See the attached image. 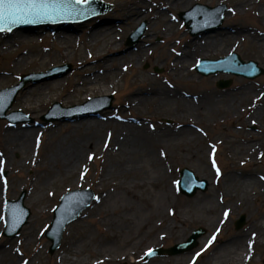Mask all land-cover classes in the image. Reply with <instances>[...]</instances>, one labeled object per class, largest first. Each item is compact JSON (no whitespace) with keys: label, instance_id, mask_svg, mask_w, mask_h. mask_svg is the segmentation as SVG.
<instances>
[{"label":"rangeland","instance_id":"rangeland-1","mask_svg":"<svg viewBox=\"0 0 264 264\" xmlns=\"http://www.w3.org/2000/svg\"><path fill=\"white\" fill-rule=\"evenodd\" d=\"M102 1L113 5L109 17L127 14L128 19L120 25H103L97 32L99 36L104 34L105 38L98 43L94 44L90 38L92 35L89 29L90 20L83 32L76 34V31H69L67 47H59L60 37L54 34L53 30L38 32V35L28 39L31 41L29 43H25L27 38L25 40L19 36L21 42H15L12 46L13 49H17L13 53H5L0 45V77L4 78L0 80V92H6V95H9L7 101L3 102L4 113L7 115L13 111L21 112L30 117L32 121L29 125H32V128L39 129L37 135L34 133L31 135L29 147L23 149L8 142L10 138L6 127L9 125L8 121L0 120V161H2L0 169L4 171V179L0 175L2 194L0 251L5 254L2 264H92L94 262L108 264L99 260L103 255L108 254V250L98 251L100 248L108 247V244L119 245L122 236H111L112 232L105 225L104 214L99 208L105 195L113 189L112 184L122 183L123 180L136 195L147 199L151 205L148 208L144 199H135V201L127 196L134 202L135 207L141 208L137 216L143 222L142 227H154L156 230L154 234L158 231L166 233V238L159 240L151 249L153 247L169 248L175 244L184 243L194 231L202 230L195 239L194 246L183 253L164 254L145 259V254L139 255L142 249L148 246L147 242L150 241L147 239L141 247L137 248V253L127 257L126 261L135 260L137 264H148L151 261H155L156 264H211L215 254L217 255L225 244V240L237 239L241 236L245 238L252 230L256 232L257 224L261 223L264 217V190L255 194V197H251L248 204L241 200L237 189L228 194V190H233L244 176H252L264 183V111L259 116L255 114L256 109L264 108V75L254 80L232 77L223 73L203 77L197 74L192 66L197 60L195 58L214 59L225 56L229 51H235L244 61L253 60L259 66H264V0H188L177 6L176 0ZM196 4L208 7L218 4L226 5L222 29L216 31L228 30L231 35L236 32L235 37L223 38L224 41L216 48L204 47L197 50L195 43L201 44L198 41L201 35L197 36L198 38H192L185 22L178 16L180 12L188 11ZM142 23L145 28L142 38L133 49H128L126 47L128 36ZM216 33L207 35L217 36ZM5 34L0 33L2 42L3 40L11 42L16 39V37L5 39ZM22 35L26 37L24 33ZM111 41L112 44H110ZM97 53H105L106 60H103L102 64L104 66L108 64L111 67L102 68L96 58ZM185 55L186 63L182 60ZM13 56L15 59L23 57L28 62L23 61L21 68L9 73L5 69ZM43 56L47 63L38 64L39 60L44 61L40 59ZM183 65L187 67L183 68ZM66 66H68L67 71L57 73L58 70L55 68ZM51 71H56L55 76L40 78L35 83L43 82V87L57 83L56 87L51 86L45 91L40 102L35 99L37 96L35 91L31 94L23 91L35 86L34 83L29 82L24 86L25 89L21 88L17 91L13 103L9 109L7 108L8 102L12 99L11 93L7 91L19 83L22 75L37 76ZM114 72L116 79L113 83L107 84L108 76L103 81L100 80L102 90L78 91V88L86 84L83 82L86 78L103 77ZM229 79L231 82L228 87L219 89L216 86L219 80ZM89 83L95 82L89 80L87 85ZM104 86L107 90H104ZM160 86L176 97L184 94L194 100L207 95L216 98L219 95L233 93L236 94L237 103L233 107L212 105L201 108L195 105L193 110H182L176 108L175 104L157 108L155 101L144 105L138 103L137 106L129 101L131 97L138 94V91L150 96ZM245 88H248L250 92L242 102H238L241 97L237 94ZM103 97L107 99L100 100ZM94 98L102 102L94 105L104 106L103 103L106 104L108 101L110 108L102 110L99 117L90 119L104 122L106 117L114 118L118 123H143L146 130L157 133L163 131L176 134L183 128L186 131L189 130L186 136L192 140H183L180 146L175 144L167 146L163 141L149 140L150 151L152 150L154 156L163 163L166 179H162L155 166L149 165L150 160L146 158V151L145 156L139 154L134 157L139 167L137 174L126 172L117 177L106 176L108 164L114 159L111 152L115 151V143H112L111 139V128L108 131L100 130L95 141L84 145L80 150V164L73 169L72 177L67 178L62 175L58 169L62 161L60 154H63L70 142L80 140L84 133L72 129V125L79 121L77 119L79 117L45 126H36V121L42 123L41 116L48 112L53 103H59L61 107L68 108L82 105L91 99L93 101ZM31 106L35 107V110ZM17 118L18 114H16ZM209 150L215 151V161L219 170L211 166ZM158 152H161L160 157ZM53 153L59 154L57 160L54 159V164ZM89 157L92 158L89 159ZM183 168L191 170L200 180H206L207 189L198 190L191 197L181 194L178 191L177 182L180 170ZM234 176L237 177L236 180L233 179ZM230 179L232 182L228 184ZM166 182L170 183V188L172 186L174 202L160 203L157 196L163 193ZM87 187L97 194L96 199L64 228L57 247L50 251L51 243L46 238V230L52 220L53 210L59 207V198L70 190ZM21 194H24L23 204L29 210V216L19 228L17 236L7 238L3 235V232L9 229L5 225V203L7 200L18 199ZM40 196L43 200L38 199ZM201 202L203 204L212 202L211 204L216 206L212 219L211 217L208 219L206 215H203L205 219H199ZM154 206L159 207L161 211L159 215H154V212L157 213L153 209ZM170 207L174 209L172 215L171 211L167 210ZM220 212H222L221 219L216 223L214 219ZM226 212L227 216H225ZM164 218L167 219V223L178 226L177 233L173 237H170L164 226L157 225ZM241 222L242 226L235 229V223ZM9 231L13 232L14 228H10ZM210 240L212 242L208 250L202 252V245ZM253 246L251 258L244 264H264V241L262 244L256 242ZM75 248V254H69L71 251L74 252ZM197 253L199 256L195 258ZM63 255L64 260H60ZM181 257L183 261L178 262Z\"/></svg>","mask_w":264,"mask_h":264},{"label":"bare ground","instance_id":"bare-ground-1","mask_svg":"<svg viewBox=\"0 0 264 264\" xmlns=\"http://www.w3.org/2000/svg\"><path fill=\"white\" fill-rule=\"evenodd\" d=\"M184 2H188V0H176L175 5L177 6L178 4H181ZM227 31L217 32L216 33L217 36L205 35V36L199 37L198 41H200L201 44L198 45V42L195 43V45L197 46V50L199 49L201 50L204 47L205 48H216L219 43L224 41L223 38L229 37L232 39L233 37H235L236 35L235 31H233L235 32L234 35H231L229 33L230 31L228 32ZM15 33H16L15 35L16 39L12 40L11 42L6 41V40H3L2 42L0 40V45L2 46L1 48L3 49V51H5V53H8V52L13 53L15 52V50L17 51V49H13L12 46L15 44V42H21V37L25 40L27 38V41H25V43H29L31 41H28V39L36 36V32H33L32 35L31 33H28L27 35H25L26 37H24V35H22L23 33H21L20 31L18 32L15 31ZM69 33L70 32H68L67 34L63 32H56V34H58L57 36L60 37L58 39V43L60 45L59 47H67V44L69 43V39H68V36L70 35ZM103 35L104 34H101L99 36V33L95 31L92 33L90 38L95 44L105 38V36ZM217 37H220V38H217ZM0 39L2 38L0 37ZM110 44H112V41ZM110 44L108 46H110ZM195 45L194 47H196ZM96 56L102 68L108 69L109 67H111V66H108V64H106L105 66L102 64V61L106 60L105 53H97ZM40 59H44V56L41 57ZM182 60L184 61V63H186L187 56L186 55L183 56ZM23 61L26 62L27 60L26 59L24 60L23 57H21V59H15L13 56L8 67L5 70L9 71V73L16 71L17 69L23 66V63H24ZM37 63L45 65L44 63H47V61H45L44 59V61L39 60ZM103 63L105 64V62ZM185 66L186 65H183L182 67L186 68L187 66L186 67ZM86 71H88V69ZM114 74L115 72L108 73L104 75L103 77L94 76V77L86 78L83 81L86 84L84 85V87L78 88V91H82V90H97V91L99 90L100 91L103 89L101 86L102 83H100V80L103 81L108 76L109 82H107V84L113 83V81L116 79V76H114ZM111 76H114V77H111ZM3 79L4 78L0 77L1 81ZM89 80H94L95 83L93 84L89 83V85H87ZM31 83H34L33 85H35L33 88L30 87L27 89L25 87L26 88L25 89L24 88V86H26L25 84L23 85L22 89L24 88L25 90L23 91L28 92L27 94L34 93L35 91L37 94L35 99H37L38 102H40L42 97H44L45 91L49 89V87L57 86V83L48 84L47 87L42 86L43 82L39 84H35L36 81H34ZM104 87H105L104 90H107V87L106 86ZM10 89L13 90V88H10ZM249 92L250 91H248V88H245L243 91H239V94L237 95H239L241 99L238 102H242L243 99H245L248 96L247 94ZM137 93L138 94L135 97L133 96L131 97V99H129V101H132L131 103H133L134 106H137L138 103L139 105H144L146 103H149L150 101H155L157 108H161V107L163 108L165 106L175 104L177 105L176 108L178 109L193 110L196 107L195 105L201 108L202 107L208 108L212 105H218V106L225 105L227 107L231 105L233 107L237 103V98H235L236 94H233V93H226L223 95H219L216 98H214L213 96L207 95L205 97H202L201 99H195V100L193 98L189 99L188 97L189 95L186 96L184 94L176 97L174 94H171V92L166 91L161 86L159 89L151 93L150 96H148L147 93L143 94L142 92H139V91ZM12 100L14 101V99ZM0 106L5 107L4 103H1ZM33 108L35 110V107ZM260 108L261 107L255 110V114H257L258 116L261 115L262 112L264 111V108H261L262 111ZM1 111L2 110L0 109V115L2 113ZM52 114H53V117L47 120H52L51 122L53 123L58 122V120H60L59 119L60 115L58 116L54 112ZM64 114L65 113H61L62 116ZM80 118L82 117L77 118L79 119V121H77L74 125H72L73 126L72 129L80 130L84 132L83 136L78 141H73V143L70 142L69 145L66 146L67 148L63 151V154L62 153L60 154L62 157V161H60V165L58 169L62 173V175L66 176L67 178H70L73 176L74 174L73 169L80 164V160H81L80 154H79L80 150L84 147V145L94 142L100 130L106 129L108 131L111 128L112 143H115V151L111 152L113 153L114 159L108 164V171L107 173H105V175L108 177L110 176L117 177L119 174H124L126 172H129V174H137L139 172L138 171L139 167H138V164L134 161V157H137L139 154H141L142 156H145V151H146V154H147L146 158H149L150 160L149 165L155 166V168L160 173V176L162 177V179H166L167 176H166L163 163L161 160H159L158 158L154 156V154L151 152L152 150L150 151L151 142L149 140H153L155 142L163 141L167 146L171 144L180 146L183 140H187V141L192 140L190 139V137H187L189 134V130L186 131L185 128L177 131L176 134L174 132L166 133L163 131H158L157 133V132H151L150 130H146L145 127L143 126V123H136V124L118 123L116 120L112 118L107 119L106 117L104 119L105 120L104 122H99L94 119H90L91 117H86V118L83 117L82 119ZM10 122H13V121H9L8 124ZM59 122H61V120ZM16 124H19V125H15L14 127H11L9 125L6 126L9 130L8 132L10 136V138L8 139V142L10 144H14L17 147H22L23 149L26 147H29L28 146L29 142L32 140L31 135L33 133L34 135H37L39 129L32 128V125H29V123L17 122ZM28 125L30 126L29 128H24V126L27 127ZM182 148L183 147H181V149ZM157 154L159 157L161 156V152L160 153L158 152ZM57 157H59V154L56 155L55 153H53L52 162L54 161V159L56 161ZM233 179L236 180L237 177L234 176ZM231 182H232V179L228 181V184H230ZM169 185L170 183L167 184L166 182V184L163 186L164 187L163 193H160L157 196V199L159 198V200L161 201L160 203H162V201L163 202L164 201L174 202L173 201V198H174L173 189H172V186L170 188ZM112 186H113L112 187L113 189L109 190L108 193L103 198V200L101 201V207L99 208V210L103 212L104 214L103 219L105 220V225L108 227V230L112 232L111 236L114 237L117 235H121L122 238H121V241L119 242V245H116L113 243L110 245L108 244V247L105 246L106 248H100L98 252L102 250L104 251L108 250V254L103 255L99 260H101V262H104V263L108 262V264H120V263L137 264L135 260H130V262L126 261L127 257L133 256L135 252L137 253L136 251L137 248L141 247L144 244V242H146L148 239L150 242H147L148 244V246H146L147 248L144 247L141 251L142 253L139 252V254L141 253L139 256L144 255L149 249H151L152 246L156 245L159 242V240L165 239L166 233L163 231H158V233L154 234V231H156L154 227L152 226L142 227L144 226L143 222L139 220L137 216V214L141 212V208L140 206L138 208L135 207L134 202L131 201L130 198H128L127 196L133 198L134 200L144 199V198L136 195L133 189L128 185V183L125 180H123L122 183L120 182L113 183ZM235 189H237V192H239V195H240L239 197L241 198V200L244 201L245 204H248L251 197H255V194H257L261 190H264V183H262L260 180L252 176H244L237 183L236 187L233 190L231 189L228 190V194L230 192H233ZM6 192H8L7 188H6ZM1 195L2 194H1V189H0V203H1ZM38 199L43 200L41 196ZM144 200L146 201L145 205L148 208H150L151 205L150 203H148L149 201H147V199H144ZM211 203L212 202H208L205 204H203V202L200 203L201 205L200 213L201 214L198 216L199 219H205L203 215H206L208 219L210 217L211 219L214 217V211H215L216 206ZM156 208L157 206H154L153 208L157 212V213L154 212V215L156 214L159 215L161 211H159V207L157 209ZM167 210L171 211V215L174 212L173 207L167 208ZM8 215L9 213L6 214V216ZM221 215H222V212L219 213V216L217 217L218 219L217 218L214 219L216 223L219 222V220L221 219ZM222 217H223L222 219H224V216ZM157 225L160 227L164 226L165 230L169 233L170 237H173L174 234H176L178 230L177 229L178 226H176V224L174 223H167L166 218L161 219L159 223H157ZM122 232H127V233L123 234ZM138 238H140V240H138ZM108 240H109V237H108ZM263 241H264V217L262 218V222L257 224L256 232L252 230L251 232H249V235L245 238L241 236V237H237V239L232 238L230 240H225L224 241L225 244L220 249V251L217 253V255L215 254V257H213V261L212 262L209 261V262L211 264H244L246 261H249L251 258V255L254 249L253 245L256 242L262 244ZM125 245H127L126 248H125ZM75 252H76V248L74 252L71 251V253L69 254H75ZM4 256L5 254L0 251V264L4 263L3 261ZM63 257L64 255L60 258V260H64ZM78 257L79 256H77V258ZM65 259H67V257H65ZM182 261H183V257L178 259V262H182ZM92 264H98V263L94 262ZM148 264H156V262L151 261Z\"/></svg>","mask_w":264,"mask_h":264},{"label":"water","instance_id":"water-1","mask_svg":"<svg viewBox=\"0 0 264 264\" xmlns=\"http://www.w3.org/2000/svg\"><path fill=\"white\" fill-rule=\"evenodd\" d=\"M102 2H104L106 6L109 7V10L102 16L90 19L91 25L89 29L91 33L99 30L100 28H102L103 25H120L127 22V14H119L118 17H116V15L115 17H109L113 5L112 3L108 4L107 1ZM90 20L84 21L82 23H74V25L71 26L64 24H49L47 25L48 29L42 26H32L30 28L27 27L25 30H23L24 28H20L17 31L23 32L25 35L28 33H31L32 35L33 32H36V35H38V32H49L51 29L54 31V33L76 31V34H79L84 31L86 24L89 23ZM60 27L62 28L59 29ZM15 35V31H12L11 33H6L5 39H13ZM90 199L91 197L88 196L83 200H78V197H75V194L73 193L68 194L62 199L58 209H56L54 212L53 222L50 226V230L47 232V237L53 242V246L51 247L50 251H52L57 246L61 237L62 229L64 228L66 223L74 219L75 216L81 211V209L88 204Z\"/></svg>","mask_w":264,"mask_h":264},{"label":"snow or ice","instance_id":"snow-or-ice-1","mask_svg":"<svg viewBox=\"0 0 264 264\" xmlns=\"http://www.w3.org/2000/svg\"><path fill=\"white\" fill-rule=\"evenodd\" d=\"M82 2L87 3L88 0H0V31H5V23L10 30L11 25L15 23H32L42 18L64 14L68 10H75L76 6ZM211 242L210 240L209 243ZM151 254V249L145 253V255Z\"/></svg>","mask_w":264,"mask_h":264}]
</instances>
